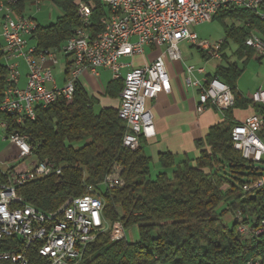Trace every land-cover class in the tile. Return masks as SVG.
Wrapping results in <instances>:
<instances>
[{
  "label": "trees",
  "instance_id": "trees-1",
  "mask_svg": "<svg viewBox=\"0 0 264 264\" xmlns=\"http://www.w3.org/2000/svg\"><path fill=\"white\" fill-rule=\"evenodd\" d=\"M11 2L15 17L24 16L27 5L50 2L62 12L53 25H37L31 42L37 51H61L80 26L77 15L79 2L92 8L90 32L99 34L101 20L108 8L101 0H4ZM264 15V6L260 11ZM223 29L221 48L226 66L216 68L211 78L224 82L235 97L236 105L226 111L224 121L211 127L203 139L195 142L199 152L196 159L161 154L162 168L154 180L150 177L152 160L140 148L131 152L123 147L125 124L118 118V108H100L99 100L89 96L80 81L74 84L72 101H58L46 109L35 108V119L17 126L12 118L8 133L16 131L26 136L34 158L63 167L60 176L29 182L17 189L18 196L37 210L52 214L74 198L82 197L87 188L100 191L104 202L103 217L108 224L120 223L126 231L135 228L138 240L126 238L112 242L108 234H101L89 245L79 264H244L250 259H264V235L243 238L238 233L236 219L226 223L227 215L242 217V224L258 228L264 221V186L245 192V185H253L264 178V160L249 163L233 148L231 131L239 123L233 111H253L264 118V106L243 97L237 84L247 63L255 57L245 46L254 31L264 37V19L251 12L229 9L218 12L211 23ZM233 48V50H232ZM242 61V67L230 63L226 55ZM203 59H205L202 56ZM264 58H258L261 61ZM6 69L0 55V99L5 88ZM123 88L122 81L108 84L105 97L116 100ZM258 137L264 139L263 128ZM84 143L76 149L75 144ZM115 167L121 169L123 186L102 191L100 186ZM14 240L0 241V252H19ZM30 264H44L33 250Z\"/></svg>",
  "mask_w": 264,
  "mask_h": 264
},
{
  "label": "built area",
  "instance_id": "built-area-1",
  "mask_svg": "<svg viewBox=\"0 0 264 264\" xmlns=\"http://www.w3.org/2000/svg\"><path fill=\"white\" fill-rule=\"evenodd\" d=\"M108 14L101 20L103 30L93 36L90 32L92 8L79 2L77 15L80 26L61 51H37L29 41L37 24L25 16L3 17L0 13V55L6 69L5 88L0 99V140L9 142L12 153L0 169V241L14 240L19 252H0V264H30L29 253L35 251L44 264H79L85 249L101 234H108L112 242L126 238L120 223L108 224L103 217L104 202L100 191L92 187L79 198L69 200L52 214L43 213L28 205L18 196L17 189L29 182L46 177L60 176L63 167L52 162H38L26 136L16 131L8 133L12 118L17 126L35 119V108H48L58 101L70 102L74 84L85 74L98 79L102 70L111 73L113 81H122L118 118L125 124L123 147L131 152L140 148L142 139L155 136L153 119L148 103L161 94L171 92V78L166 60L182 61L181 43H188L214 60L221 59L223 40L215 43L200 40L191 27L210 24L220 11L240 9L264 19L260 12L264 0H101ZM11 8V2H8ZM245 46L255 56L264 58V37L256 31L245 40ZM148 47L164 48L150 64L133 67L132 60L142 57ZM66 57L65 83L56 85L53 69L57 56ZM27 70L26 83L20 86V65ZM195 74L204 78L199 81ZM185 84L198 90L197 113L213 108L221 112L233 109L235 97L230 88L217 78L209 79L205 69L188 66ZM48 86H52L49 89ZM252 101L264 106V87L252 96ZM264 118L251 115L231 131L233 148L249 163L258 164L264 158V142L258 137ZM36 161L26 166V162ZM123 186L121 169L115 167L100 188L112 191ZM264 186V178L243 190L251 192ZM239 223L238 233L243 238L264 235V221L256 229ZM162 264V263H158ZM244 264H264L262 257Z\"/></svg>",
  "mask_w": 264,
  "mask_h": 264
},
{
  "label": "crops",
  "instance_id": "crops-1",
  "mask_svg": "<svg viewBox=\"0 0 264 264\" xmlns=\"http://www.w3.org/2000/svg\"><path fill=\"white\" fill-rule=\"evenodd\" d=\"M30 45H34L33 42L29 41V46ZM163 51L164 48L148 47L145 49L142 57H136L129 60L127 63H132L133 67H143L154 61ZM198 53L203 62L214 60L200 50H198ZM232 53L233 51L226 52L229 62L231 58L229 55H232ZM59 56L63 58L64 64L59 67L58 63L53 69V74H55L54 72L56 71V68L59 67L55 80L56 85L62 87L65 83L69 60L62 55H58L57 58ZM202 56L205 59H203ZM215 61L224 63V66L227 65L226 62L222 60V57L220 60ZM170 62L172 61L166 60L167 70L171 78V92L161 94L157 99L148 103V109L151 112L153 119L155 136L151 139L143 140V147L146 155L151 158L152 162H155L158 165L159 155L165 153H170L180 159H182L183 156H187L189 159H196L199 152L195 147V142L203 139L211 127L221 124L224 121L225 114V112L213 108H210L203 113H197L198 90L188 88L185 84V70L181 71L176 69V67ZM220 66H223V64ZM186 67L184 66V69H186ZM20 70V86L23 87L26 83L27 70L22 63L20 65ZM22 70L25 72L24 75ZM107 72L109 71H100V73ZM100 73L98 79H94L89 74H85L79 81L89 96L95 97L99 100V108H119L120 94L116 100L104 96L108 84L113 81L112 76L111 81L108 82L103 90L91 89L89 86L90 78L94 79L96 82L100 80ZM208 76L213 75L208 74ZM195 78L201 81L204 77L195 74ZM48 88L52 89V86H48ZM252 113L253 111L250 108L247 110H235L233 111V118L236 122L241 123L247 117L251 116Z\"/></svg>",
  "mask_w": 264,
  "mask_h": 264
},
{
  "label": "rangeland",
  "instance_id": "rangeland-1",
  "mask_svg": "<svg viewBox=\"0 0 264 264\" xmlns=\"http://www.w3.org/2000/svg\"><path fill=\"white\" fill-rule=\"evenodd\" d=\"M24 16L26 18H31L35 21V23L41 27H48L53 25L56 20L62 16V12L56 8L50 2L36 3L32 5H27L24 10ZM190 31L198 34L200 40L208 41L210 43H215L220 40H223L224 33L223 29L218 25V23H210L204 24L200 26H194L190 28ZM179 49L182 53V61L181 62H170L176 69L184 71V66H194L195 68H203L205 69L206 74L213 75L215 68L222 65L224 63L220 61L211 60L210 62H203L200 58L197 48L192 47L190 44L184 42L179 45ZM231 63H237L238 66L242 67V61L235 57L234 55H229ZM259 57L255 56L252 58L246 65L245 71L241 78L238 81L237 89L243 95V97L251 99L253 94L258 91L259 88L264 87V59L261 61L258 60ZM59 67L63 65V58L59 56L58 58ZM125 62H129V60H125ZM59 67L56 68L54 72V77L57 75ZM23 75L25 74L24 70H22ZM101 78L99 81H94V79L90 78V87L91 89H105L108 82L111 81V74L100 73ZM100 110L99 107L95 108V112L97 113ZM264 142V139L262 140ZM84 143L75 144L74 147L76 149L83 146ZM12 147L9 142H4L3 139L0 140V169L4 170L5 167L3 164L6 161V158L12 153ZM192 157V156H190ZM180 158L176 160V163L180 162ZM264 160V158H263ZM35 159H31L26 162V166L35 162ZM163 170L160 165L152 162L150 169V177L152 180L156 178V176L161 173ZM236 216L227 215L224 218L226 223L233 221ZM126 240L129 243H134L138 240V233L135 228L126 231Z\"/></svg>",
  "mask_w": 264,
  "mask_h": 264
},
{
  "label": "bare ground",
  "instance_id": "bare-ground-1",
  "mask_svg": "<svg viewBox=\"0 0 264 264\" xmlns=\"http://www.w3.org/2000/svg\"><path fill=\"white\" fill-rule=\"evenodd\" d=\"M0 13H3V17H13L12 9L4 0H0Z\"/></svg>",
  "mask_w": 264,
  "mask_h": 264
}]
</instances>
